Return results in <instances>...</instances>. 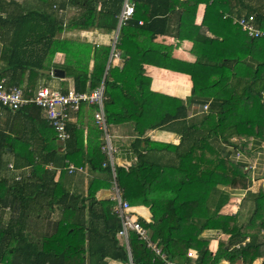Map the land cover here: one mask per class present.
Wrapping results in <instances>:
<instances>
[{"label": "trees", "instance_id": "1", "mask_svg": "<svg viewBox=\"0 0 264 264\" xmlns=\"http://www.w3.org/2000/svg\"><path fill=\"white\" fill-rule=\"evenodd\" d=\"M42 1L49 3V0ZM164 1L167 11L158 10L160 0H136L135 16L121 31V45L124 46L126 27L139 25L143 13L154 12L151 17H163L180 6L179 0ZM203 1L209 3V0ZM246 1L213 0L206 10L207 14L214 11L219 20L223 18L219 10L224 14L230 12L226 23L231 41L225 38V44L214 40L197 43L195 51L202 48L198 56L203 60L207 56L209 63L198 64L203 79L199 85L195 82L192 93L210 98L211 103L205 106L207 112L188 120L184 100L150 91L149 80L142 75L141 61L129 59L122 72L111 66L107 71L111 48L100 47L95 49V63L89 75L91 46L75 38L62 37L64 31L115 30L122 0H109L106 8L99 11V5L105 0H86L84 6L83 0H71L69 4L78 6L79 13L68 25L64 24V17L53 11V3L50 10H26L21 5L15 10L11 8L19 6L16 2L0 0L3 45L0 78H7L10 86L22 88L27 98L38 89L39 79L47 74L53 76L56 69L65 72L64 79L72 80L71 89L76 92L93 91L104 81L107 121L130 122L137 135L144 137L136 143L140 148L136 165L116 168L118 186L131 206L150 209L151 222L141 220V223L150 230L154 242L163 247L170 259H183L186 264L191 263L188 257L191 250L199 254L196 264H216L221 258H226L228 264H253L258 259L264 264V183L250 189L251 178L245 166L222 155L211 142L214 138L228 141L233 137L264 142V38H250L232 20L236 16L255 15L257 25L264 30V6L255 8ZM200 2L188 0L184 4L186 15H195ZM60 4L62 8L69 5L63 0ZM149 5L157 6V12L155 7L148 8ZM61 53L66 60L57 65L53 60ZM208 53L215 54L213 62ZM192 76L194 79L193 72ZM209 76L214 79L208 80ZM69 90L59 89L62 93ZM19 112L35 122L34 139L20 133L10 136L0 130V264H84L86 254L95 258L96 261L91 260L96 264H107L108 258L126 264L127 251L117 238L120 221L113 213L114 204L95 198L98 180L91 184L87 197H80L70 194L60 181H55V171L51 170L65 169L67 162H71L91 173L109 171L110 168L103 166L107 157L101 149V132L97 126L93 138L88 132L85 144L84 126L80 122L72 123L73 116L65 123L69 136L64 142V152L46 151L43 141L57 140V137L48 121L41 118L42 109L27 105ZM151 130L178 134L181 141L179 145L151 141L145 137ZM35 137L40 141V150H35ZM14 138L28 143L32 155L17 157L11 170L8 167L11 160L6 156L12 153ZM162 153L169 158L163 155L161 159ZM17 169H31L29 178L23 176L17 180L16 176H9L10 171ZM223 187L250 189L244 218L241 210L234 216L219 214L229 199L221 190ZM40 196L49 201H42ZM40 209L59 211L60 215L56 232L34 241L27 232L30 218ZM5 210L10 214L6 222ZM85 211L93 217L90 223L79 217ZM185 223L187 227L183 226ZM206 230H215L227 237L214 258L209 243L201 238ZM88 234L92 243L87 247ZM130 249L134 264H162L134 233L130 235Z\"/></svg>", "mask_w": 264, "mask_h": 264}, {"label": "crops", "instance_id": "2", "mask_svg": "<svg viewBox=\"0 0 264 264\" xmlns=\"http://www.w3.org/2000/svg\"><path fill=\"white\" fill-rule=\"evenodd\" d=\"M5 1L9 2L13 0ZM16 1L26 10L27 8H47L50 10V5L52 3V5H54L58 0H49V3H45L42 0ZM179 1L180 6H177L173 13H167L163 17H151L154 12L143 13L144 17L141 16L139 20L145 24L126 27L124 40L122 38L124 46L123 44L121 45V41L119 45L123 50L118 48L121 52V59L114 60L111 67L112 69H119V71L122 72L129 59L141 61L143 64L142 75L144 78L149 80L150 91L158 95L184 100L187 108L186 115L189 120L204 114L205 106L211 103L210 98L193 96L192 93L195 82L198 84V82H202L201 78L203 79V73L200 71L201 69L198 64L209 63L207 61V56L204 60L198 56L199 50L203 52L202 48H199L196 52L195 47H197V43H210L211 40L219 42L224 41V44L225 38L227 39V42H229V40L231 41L230 28L226 23L230 12H225L224 14L222 10H219V14H223V18L219 20L218 16L214 14V11L210 10L208 14L206 12L208 6L212 5L213 0H209L208 4L202 0V2H200L196 7L195 15L189 16L186 15L184 7V4L188 0ZM85 3L86 0H83V6ZM109 3V0H105V3L99 5L98 11L105 9V4ZM176 3L178 4V2ZM166 4V1L160 0L158 7L149 5L148 8L155 7V12H157L156 7L159 11H163L165 9L167 11ZM246 4L258 8L264 6V0H247ZM58 5L60 6L61 4ZM117 7L120 8L119 5ZM66 8L67 7L64 8L65 11ZM154 9H151V11H154ZM66 14L67 11L64 13L63 17H65ZM205 16L207 17L205 18ZM113 32L114 30L104 31L97 28H91L81 31H64L62 37L75 38L83 42V45L91 46V60L89 64L90 75L96 58L95 49L100 47H109L112 42ZM2 47L3 45L0 42V54ZM129 53L131 54L129 55ZM122 54L125 56L123 57ZM223 54H226V52L224 51ZM208 56L212 57V62L215 60V54L209 55L208 53ZM65 60V55L61 53L55 56L53 62L57 65H61L65 62ZM193 68L194 71H192ZM2 69L3 64L0 61V71ZM133 70L134 69H132V71ZM118 76L119 75H116V78H118ZM207 79L212 80L214 78L209 76ZM41 86L55 88L58 90H62V88L71 89L73 88V82L70 79H59L54 77V75L51 76L47 74L39 79L36 88ZM41 118L45 119L44 113L42 112ZM31 119V117L19 111L12 112L0 105V130L10 136H14V133H20L27 139H34L32 131L35 126V122ZM77 122H80V124L84 126V142L87 144V139L89 138L88 132L90 131L92 138L95 136L96 132L94 109L89 106L82 107L80 112L72 119V123ZM110 129V132H112L111 134L113 135V145L117 149V152L114 154L115 168H129L136 165L138 161V153L140 151V148L137 147L136 143L138 140L144 139V137H139L137 135L133 124L130 122L118 124L110 122ZM145 137L150 138L151 141L165 144L179 145L181 141L178 134L171 133L166 130H151ZM234 138L237 137H233L228 141H225L222 138H214L211 142L225 157L235 159L239 163L243 164L245 168L247 166L251 167V170L248 169V174L251 178L250 189H252L256 185L264 183V142L258 140H247L241 137H238L237 141L234 140ZM14 139L15 140L12 142V153L6 156L11 160L9 164L12 165L16 163L17 157L30 158L32 155V149L28 143L16 138ZM34 142L35 150H40L41 145L37 137H35ZM43 142L46 151L56 150L63 153L65 150V143L59 140H54V138H50ZM237 148L241 149L243 154V157L239 160L236 158ZM163 155H165L164 157L166 159L169 158V155L164 153L159 154V157L162 159ZM51 168L52 167L49 166V169ZM51 170L55 171V181H60L70 194L87 197L91 184L93 181L98 180L100 184L95 192L96 200L99 202L111 200V196L113 195L111 169H109V171H100L99 173H91L89 169H85V173L73 174H71L68 169ZM30 171L31 169H17L15 172L10 171L9 176L19 177L17 180H20L23 176L27 178ZM101 184H106L107 186ZM221 190L229 195V199L221 208L219 214L223 216H234L239 210H241L244 218L246 216V209L249 204L248 202H250L249 200H246V197L249 195V190H233L229 187H223ZM40 199H42V201H49V198H41V196ZM245 201L246 204L244 205ZM133 208L142 220L151 222L152 214L149 208L144 206H133ZM59 215V211L51 212L47 209H40L38 213L30 218V225L27 232L29 238L37 241L45 235L49 236L55 233ZM9 216V211L5 210L3 220L5 222L8 221ZM81 216L83 217L85 223H90V219H93L88 211H85L84 214H79V217ZM187 225L188 224L185 223L183 226L187 227ZM179 233L180 232H178L177 235ZM86 238V245L88 247V245L92 243V237L88 234L86 235ZM201 238L209 243V250L212 252L213 258L217 255L221 242L227 241V237L224 236L223 233L215 230L204 231ZM189 253L192 254L194 259H198L199 254L197 250H191ZM91 259L96 261V259L92 258L90 254H86L84 256V264H96L95 262H92ZM106 261L107 264H123L121 261L109 258ZM261 263L262 260L258 259L253 264ZM216 264H228V262L226 261V258H221V260Z\"/></svg>", "mask_w": 264, "mask_h": 264}, {"label": "built area", "instance_id": "3", "mask_svg": "<svg viewBox=\"0 0 264 264\" xmlns=\"http://www.w3.org/2000/svg\"><path fill=\"white\" fill-rule=\"evenodd\" d=\"M61 1L62 0H58L57 3L53 5V11H55L58 16L63 17L66 11L58 5ZM65 1L69 4L71 0ZM135 12L136 0H122L121 9L117 17V26L113 32L110 45L111 50L107 71L114 60L121 59V52L118 49L121 31L134 18ZM232 20L233 23L238 25L250 38H264V30L257 25L255 15L236 16L232 17ZM139 24L143 25L144 23L140 21ZM107 100L104 81L93 91L85 93L76 92L74 89H70L67 93H62L57 89L38 87L33 95L27 98L22 88L10 86L7 82V78H0V105L12 112L19 111L27 105H35L41 108L45 119L54 129L57 140L63 143L69 136L65 130L66 121L71 120L73 116L78 113L82 105L94 109V122L101 132V149L107 157V161L103 166L110 168L112 173L113 195L110 201L114 204L112 209L113 213L120 221V230L118 231L117 238L127 251L128 260L126 264H134L130 249V235L132 233L137 236L138 240L145 244L146 248H148L162 264H178L175 260L169 258L163 247L154 242L150 230L142 225V219L136 214L133 206L123 197V191L118 186L114 164V154L117 152V149L113 145V135L110 132V123L107 121ZM205 111H208V107H205ZM237 138H234V140L238 141ZM242 157V151L236 150L237 160ZM8 167L14 170L12 164H9ZM250 168V166H247L245 169L248 170ZM65 169H68L71 174L85 173L84 167L76 166L71 162H67ZM17 179H19V177H17ZM248 241L249 239H247V242ZM237 247H239V245ZM188 257L191 259L190 264H196L197 258L194 259L191 253L188 254Z\"/></svg>", "mask_w": 264, "mask_h": 264}, {"label": "rangeland", "instance_id": "4", "mask_svg": "<svg viewBox=\"0 0 264 264\" xmlns=\"http://www.w3.org/2000/svg\"><path fill=\"white\" fill-rule=\"evenodd\" d=\"M14 2H16L17 3V1L16 0H13ZM64 2H65V0H63ZM18 5H19V3H17ZM22 6V5H21ZM24 6H26V5H24ZM27 7V6H26ZM19 8H20V5L19 6H17V7H15V5L11 8V9H15V10H19ZM66 11H67V14H66V16L64 17V24L65 25H68V22H69V20L72 18V17H75L78 13H79V9H78V6H76V5H74V4H69L68 6H67V8H66ZM2 15H4L5 16V14H2ZM92 130V129H91ZM110 131H111V129H110ZM112 133V132H111ZM249 170H251V169H249ZM249 170H247V171H249ZM247 242V241H246Z\"/></svg>", "mask_w": 264, "mask_h": 264}, {"label": "water", "instance_id": "5", "mask_svg": "<svg viewBox=\"0 0 264 264\" xmlns=\"http://www.w3.org/2000/svg\"><path fill=\"white\" fill-rule=\"evenodd\" d=\"M54 77L59 78V79H64L65 78V72L63 70L56 69L54 71ZM175 262L178 264H184L183 259H176Z\"/></svg>", "mask_w": 264, "mask_h": 264}]
</instances>
